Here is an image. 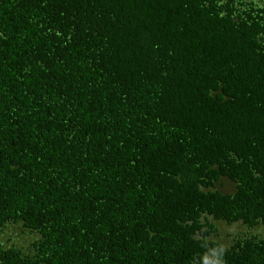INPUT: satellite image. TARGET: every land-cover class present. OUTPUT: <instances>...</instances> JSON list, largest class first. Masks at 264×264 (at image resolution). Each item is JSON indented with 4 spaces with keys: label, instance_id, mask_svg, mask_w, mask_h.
<instances>
[{
    "label": "trees",
    "instance_id": "trees-1",
    "mask_svg": "<svg viewBox=\"0 0 264 264\" xmlns=\"http://www.w3.org/2000/svg\"><path fill=\"white\" fill-rule=\"evenodd\" d=\"M0 264H264V0H0Z\"/></svg>",
    "mask_w": 264,
    "mask_h": 264
},
{
    "label": "rangeland",
    "instance_id": "rangeland-1",
    "mask_svg": "<svg viewBox=\"0 0 264 264\" xmlns=\"http://www.w3.org/2000/svg\"><path fill=\"white\" fill-rule=\"evenodd\" d=\"M10 234H12L10 239L12 238L14 241H16L18 238L16 235H19V232L16 231L15 233H10ZM7 237H9V236H7Z\"/></svg>",
    "mask_w": 264,
    "mask_h": 264
}]
</instances>
